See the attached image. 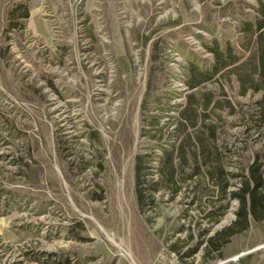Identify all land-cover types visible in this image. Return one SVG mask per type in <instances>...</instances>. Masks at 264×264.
Returning a JSON list of instances; mask_svg holds the SVG:
<instances>
[{
    "label": "rangeland",
    "instance_id": "rangeland-1",
    "mask_svg": "<svg viewBox=\"0 0 264 264\" xmlns=\"http://www.w3.org/2000/svg\"><path fill=\"white\" fill-rule=\"evenodd\" d=\"M261 3L0 0V264H264V209L245 226L232 195L264 185Z\"/></svg>",
    "mask_w": 264,
    "mask_h": 264
},
{
    "label": "trees",
    "instance_id": "trees-1",
    "mask_svg": "<svg viewBox=\"0 0 264 264\" xmlns=\"http://www.w3.org/2000/svg\"><path fill=\"white\" fill-rule=\"evenodd\" d=\"M258 16L255 20V32L257 33L256 36V42L258 45L257 48V60H256V82L258 83V88L257 89H262L264 86V47L261 46V42L264 41V3L260 4V7L257 11ZM24 18H27V14H25L23 16ZM234 63V61H231L229 64H226L224 66H220L217 67L215 66L213 68V71L210 73V76H207L206 73L203 74V79L201 80L202 82L207 81L208 79H210L212 76L216 75L217 73H219L224 67L232 65ZM198 84V83H197ZM197 84H189V88L193 89L197 86ZM256 89V90H257ZM264 90V89H263ZM262 110L264 111V92H263V97L261 102H259L258 104ZM190 107V103H188V105L185 107L184 112L189 109ZM215 108V107H214ZM181 113V123L186 124L188 122V119L184 117L183 113ZM264 115V112H263ZM197 118V117H195ZM172 150L167 151V150H163L164 153V160H163V165L166 166L169 170V172L167 173V175L164 176V178L162 177V182L167 186V187H173L171 188V197H174L175 195H177V193L180 191L181 186H176L177 184V180H175V159H178V161H180V157L181 154L178 151H175V148H171ZM177 152V153H176ZM175 154L178 155V158L175 157ZM142 159L143 156L138 155L136 156V162H135V195H136V202L138 205V208L141 209L143 204H144V190L141 187V173H142V168H141V163H142ZM195 168L191 171V173L187 176V178L183 179V180H178L180 183L187 181V180H192L194 177H196L199 174V169L201 168V165L197 164V160L195 159ZM205 165V164H203ZM208 165H211V162H208ZM179 166H181V162L179 164ZM213 170H217L218 172V177L221 179L222 183L221 184H216V187L221 195L222 200L227 199V189H228V182L226 180V173L223 170V168H221L220 166L218 167H212ZM251 181H252V187L250 188L249 183L247 182V184H244V187H240L238 188L237 192L233 193L232 195H234L237 200L239 201L240 204V212L237 214L238 218L243 219L244 224L246 226L247 223V214H248V210H250V213L255 217L254 211L255 208L257 206H261V208L264 209V185L261 182V176H257L255 177L253 174L251 176ZM250 181V182H251ZM261 182V183H260ZM264 182V181H263ZM259 189L263 190V196L258 195L257 194ZM193 200V199H192ZM194 203V202H193ZM228 207V204H224L218 207H213L212 210H210L208 212V215L211 214H215L216 218L213 219V223H217L218 220L224 215L226 209ZM236 225V223H234V226ZM233 226V227H234ZM243 227L242 230L246 229V227ZM233 227H229L227 230L232 229ZM207 231H205V233L203 235L206 234ZM219 234H217L216 236H218ZM211 237L209 238V242H212L215 237ZM202 245V241L199 240L197 242H195L194 246H192L191 248L187 249L180 258H186V257H191L193 256L201 247ZM173 249V248H171ZM209 250V248L206 249V251ZM216 251L220 250V247H217L215 249ZM215 258V257H214ZM213 258V259H214Z\"/></svg>",
    "mask_w": 264,
    "mask_h": 264
}]
</instances>
